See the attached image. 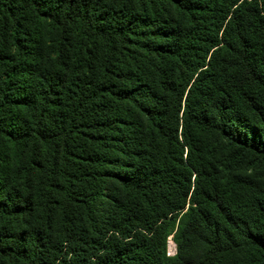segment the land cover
Returning <instances> with one entry per match:
<instances>
[{
  "label": "trees",
  "instance_id": "obj_1",
  "mask_svg": "<svg viewBox=\"0 0 264 264\" xmlns=\"http://www.w3.org/2000/svg\"><path fill=\"white\" fill-rule=\"evenodd\" d=\"M0 264H264V0H0Z\"/></svg>",
  "mask_w": 264,
  "mask_h": 264
},
{
  "label": "rangeland",
  "instance_id": "obj_2",
  "mask_svg": "<svg viewBox=\"0 0 264 264\" xmlns=\"http://www.w3.org/2000/svg\"><path fill=\"white\" fill-rule=\"evenodd\" d=\"M174 253H175L174 244L169 240L168 248H167V254L172 256Z\"/></svg>",
  "mask_w": 264,
  "mask_h": 264
}]
</instances>
